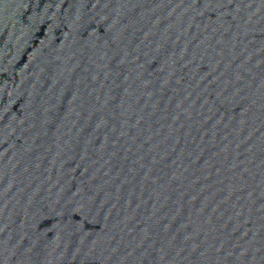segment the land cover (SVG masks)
I'll return each mask as SVG.
<instances>
[{
    "label": "water",
    "instance_id": "95a60500",
    "mask_svg": "<svg viewBox=\"0 0 264 264\" xmlns=\"http://www.w3.org/2000/svg\"><path fill=\"white\" fill-rule=\"evenodd\" d=\"M0 264H264V0H0Z\"/></svg>",
    "mask_w": 264,
    "mask_h": 264
}]
</instances>
